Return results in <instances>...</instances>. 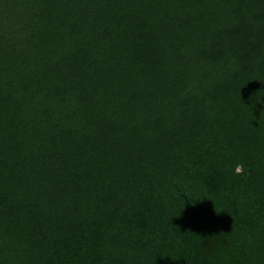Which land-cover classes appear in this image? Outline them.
Segmentation results:
<instances>
[{
    "label": "trees",
    "instance_id": "obj_1",
    "mask_svg": "<svg viewBox=\"0 0 264 264\" xmlns=\"http://www.w3.org/2000/svg\"><path fill=\"white\" fill-rule=\"evenodd\" d=\"M0 264H264V0H0Z\"/></svg>",
    "mask_w": 264,
    "mask_h": 264
}]
</instances>
